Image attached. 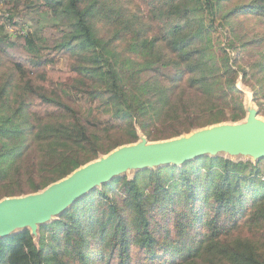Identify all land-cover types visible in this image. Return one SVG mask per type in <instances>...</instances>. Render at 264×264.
Listing matches in <instances>:
<instances>
[{"label":"trees","instance_id":"1","mask_svg":"<svg viewBox=\"0 0 264 264\" xmlns=\"http://www.w3.org/2000/svg\"><path fill=\"white\" fill-rule=\"evenodd\" d=\"M62 10L70 41L42 44L41 14ZM30 12L31 30L9 39L6 24ZM232 20L252 32L259 59L248 68ZM253 21L264 28V0H0V200L141 135L240 121L245 90L264 116V32ZM121 44L140 59L122 57ZM53 217L36 237L0 236V264H264V157L205 153L133 169Z\"/></svg>","mask_w":264,"mask_h":264},{"label":"water","instance_id":"2","mask_svg":"<svg viewBox=\"0 0 264 264\" xmlns=\"http://www.w3.org/2000/svg\"><path fill=\"white\" fill-rule=\"evenodd\" d=\"M256 113V109L249 112L245 121L216 123L163 140L150 142L141 135L139 141L116 147L41 191L5 197L0 200V236L31 225L30 230L36 237L35 222L60 213L79 196L128 169L180 164L198 155L219 151L262 157L264 121Z\"/></svg>","mask_w":264,"mask_h":264},{"label":"rangeland","instance_id":"3","mask_svg":"<svg viewBox=\"0 0 264 264\" xmlns=\"http://www.w3.org/2000/svg\"><path fill=\"white\" fill-rule=\"evenodd\" d=\"M129 6L132 9L135 7V5H133L131 3L129 4ZM13 14H14V12L11 13V15H13ZM62 14H64V17L60 16V17L56 18V17H48L47 16L46 17V21L43 20V15L41 14V16H42L41 25L42 24L43 25L41 26L39 35H40V42L42 44H45L52 37L53 38L54 37H60V38L63 39V41L64 40H69L70 41V38H71L70 22H71L72 19H71V17L69 15H67V12L65 10H62ZM34 16H35L34 12H30L27 15L17 14L16 17H15V20L17 21V23L14 24V25L11 24V23H7V24L11 25L13 30L15 29V27H21V26L24 27V28H27L29 26L31 28L32 27L31 24L33 23V17ZM60 22H61V24H59ZM97 25H99V27H100V23H97ZM252 26L256 27V31L258 33H263L264 32V28L259 27L258 26V22L253 21L252 22ZM12 29L5 28L6 35L8 34L7 37L9 39L15 38L14 35H11L12 34ZM226 29L228 30V35L229 36H231V37H239L240 38L239 43L243 42L244 45L246 46L245 49H240L239 50V59L244 63V65H246L245 67L248 68L247 67L248 66V63H247L248 60L259 59V55L256 54L254 52V50H253V42H252V39H251V37L253 36L252 32H250L247 28L241 26V24L238 23L235 20H232L231 23L227 24L226 25ZM18 39L15 38V41H17ZM71 43H75V42H73V40H72ZM71 43L69 45H72ZM123 48H124L123 44L117 46V50H118V52L121 53L122 57L123 56H125V57L131 56L133 58L140 59L139 57H135L134 55L130 54L127 50H123ZM56 65L59 66L62 69L66 68V66H67V58H66V56L63 55V56L58 57ZM244 94L246 96V99L244 100V106H245V109H246V115H245V117L242 120L236 121V122L245 121L247 119V117H248L249 112L251 113V111H255V109L256 110L258 109V105L256 103L257 100H254L252 93L249 92L248 90H245ZM259 99H260V101L264 100L262 97H260ZM255 116L258 119L264 121V116H259L258 113H256ZM192 131H194V130H192ZM218 153H224V154L229 155L231 157L246 156V155H243V154H236V153L231 154V153H228L226 151H219ZM248 157H250L252 159H259V158H262L264 156L258 157V158H255L253 156H248ZM131 170L128 169V170H126V172H130ZM53 218L54 217L51 216L49 219H47L45 221L35 222L36 234L38 235V230H39L40 226L46 225ZM26 228L32 229V226L31 225H27Z\"/></svg>","mask_w":264,"mask_h":264},{"label":"built area","instance_id":"4","mask_svg":"<svg viewBox=\"0 0 264 264\" xmlns=\"http://www.w3.org/2000/svg\"><path fill=\"white\" fill-rule=\"evenodd\" d=\"M14 25V24H13ZM6 28H9V29H12L11 25L7 24L6 25ZM31 28L28 26L27 28H24V27H15V29L13 30L12 29V34L11 35H14L15 38L17 39V37L20 35V34H24L26 33L27 31H30ZM8 32V31H7ZM10 34V33H9ZM15 38H12V39H15Z\"/></svg>","mask_w":264,"mask_h":264}]
</instances>
